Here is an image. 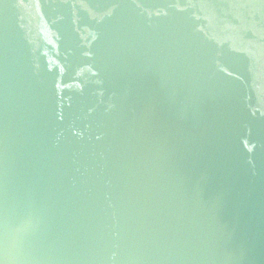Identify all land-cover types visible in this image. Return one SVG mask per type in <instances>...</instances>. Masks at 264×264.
<instances>
[{"label": "water", "instance_id": "obj_1", "mask_svg": "<svg viewBox=\"0 0 264 264\" xmlns=\"http://www.w3.org/2000/svg\"><path fill=\"white\" fill-rule=\"evenodd\" d=\"M0 264H264V0H0Z\"/></svg>", "mask_w": 264, "mask_h": 264}]
</instances>
